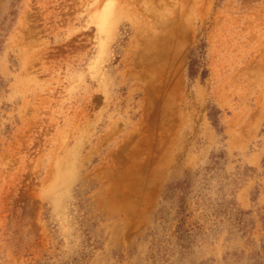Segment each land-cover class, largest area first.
I'll return each instance as SVG.
<instances>
[{"label":"rangeland","instance_id":"1","mask_svg":"<svg viewBox=\"0 0 264 264\" xmlns=\"http://www.w3.org/2000/svg\"><path fill=\"white\" fill-rule=\"evenodd\" d=\"M0 264H264V0H0Z\"/></svg>","mask_w":264,"mask_h":264},{"label":"bare ground","instance_id":"2","mask_svg":"<svg viewBox=\"0 0 264 264\" xmlns=\"http://www.w3.org/2000/svg\"><path fill=\"white\" fill-rule=\"evenodd\" d=\"M97 23H98V26L101 28V29H108V24L110 23L111 21V15L107 10H103L101 13H99L97 15Z\"/></svg>","mask_w":264,"mask_h":264}]
</instances>
